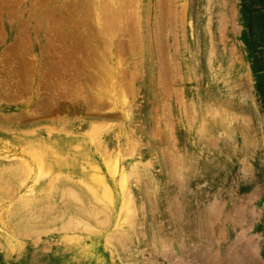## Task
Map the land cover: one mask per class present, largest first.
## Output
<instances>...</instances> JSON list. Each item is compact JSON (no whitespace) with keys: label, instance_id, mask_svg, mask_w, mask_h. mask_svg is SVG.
Masks as SVG:
<instances>
[{"label":"rangeland","instance_id":"rangeland-1","mask_svg":"<svg viewBox=\"0 0 264 264\" xmlns=\"http://www.w3.org/2000/svg\"><path fill=\"white\" fill-rule=\"evenodd\" d=\"M101 1L0 0V172L28 160L24 132L106 123L115 140L110 149L117 142L130 149L133 140L140 147L136 158L146 169L139 182L128 179L125 203L136 215L94 238L66 231L69 194L51 213L48 205L47 213L34 210L36 223L9 228L13 207L36 194L34 170L10 183L11 193L0 185V264H264V0ZM101 25L118 35L102 51L114 66L113 82L102 76L104 88L119 90L134 79L130 123L122 107L90 109L76 92L56 87L76 63L89 69L95 47L84 30ZM107 238L105 252L89 251L95 239Z\"/></svg>","mask_w":264,"mask_h":264},{"label":"bare ground","instance_id":"bare-ground-1","mask_svg":"<svg viewBox=\"0 0 264 264\" xmlns=\"http://www.w3.org/2000/svg\"><path fill=\"white\" fill-rule=\"evenodd\" d=\"M101 3H102V1H101ZM93 4H95V3H93ZM107 4L110 5V3H107ZM112 8H115V7L113 6ZM107 9H108V6L104 8V11L107 12ZM118 10H120V8H118ZM87 15H88V13H87ZM94 15H95V13H94ZM99 15H100V13H99ZM117 15L118 14H116L115 16H117ZM115 16H113V17H115ZM102 20H104L103 17H102ZM102 20H100V21L102 22ZM94 21H96V20H93V22ZM109 21L110 20L108 19V21L107 22L105 21V23H108ZM84 24H86V23H84ZM86 25H85V27H86ZM113 25H112V29H115V27L113 28ZM101 26H102L101 29H96V30H94V29L92 30V29H88V28H86V30H84L83 28L80 29L81 31L84 30L86 39H88V36L92 39L90 41L88 39L86 41L87 42L86 44L95 47L93 50V53H91L92 55H90L91 59L89 60V62L86 63L87 58L85 60L83 59L84 62L87 64V66H89V69H87L86 66H80V64L76 63L75 66L72 67L73 69L71 71L72 72L71 78L66 79L65 77H63L62 81H59L58 84L56 83L57 84L56 87L59 88L60 90H64L67 93L70 92L73 94V92L74 93L76 92V94L79 96L78 98H81V100L83 99L85 106L90 108V109L92 107H104V106L107 107V106H109V102H111V105L112 106L114 105L115 108L122 107L123 109H125L124 111L121 109L123 111L124 118L126 119L127 123H130L131 122L130 120H133V119L135 120V118H136L134 113H133V110L131 108V106H132L130 103L131 101H129V98H130L129 95L132 93V89H133V86H131V83L134 81V79L131 82H129L128 85H126V87H123L122 89H119V90H117V88L114 87V85H112V86L110 85L111 87L107 88L108 90L106 89V87L104 88L105 83L107 82L103 78L104 76L107 75L108 79H110L111 82L114 81L113 74H112L113 73L112 70H113L114 66L111 67L112 63L109 64L107 62V60H106V59H108L107 55L106 56H105V54H104V56H101V55L103 54V52L105 50H107V49L110 50L109 48H112V45H115V44H113L114 43L113 40L117 34L114 32L115 30L112 31L111 29H109V27L104 28L103 25H101ZM107 26H108V24H107ZM80 34L81 33H79V35ZM82 37L85 38L84 36H81V38ZM71 40H69V41H71ZM75 46H76V43H75ZM85 47H87V46H85ZM90 49H92V48L90 47ZM57 53L59 54V52H57ZM73 53H74V51H73ZM75 60L76 59H74V61ZM71 65H72V62H71ZM66 68H67V66H66ZM109 70H110V72H108ZM66 71H65V73H66ZM15 73H16V71H15ZM60 73H62V71ZM109 73H111V74L108 75ZM151 73H152V71H151ZM49 75H51V74H49ZM58 76H60V75H58ZM62 76H64V75H62ZM53 77H55V76H53ZM27 78H29V77H27ZM133 78H134V76H133ZM136 78H138V77H136ZM53 79H56V78H52V81H53ZM28 80H30V79H28ZM149 81H150V78L147 77V79H145V84L148 85V88L150 89V91L152 93H154V91L157 89L154 90L153 86L149 83ZM2 84H3V82H2ZM133 84H135V83H133ZM166 85H168V84H166ZM38 86H40V85H38ZM58 93L61 94V92H58ZM23 94H24V92H23ZM157 94H155V95H157ZM168 94H169V92H168ZM56 96H54V97H56ZM46 97H48V96H46ZM59 97L60 96H58V98ZM46 99H45V101H46ZM107 102H108V105H107ZM174 103H176V101ZM168 105H169V103H168ZM175 107H177V106L175 105ZM177 109H179V108H177ZM150 112H151V110H149V113ZM90 113H92V112L90 111ZM178 115H181L180 111H179ZM163 118L165 119V116ZM61 119H62V117H61ZM145 120H146V118H145ZM93 122H95V121L89 120V121H85L84 124H71V125H65L62 123L61 124H53V125L50 124L47 126L46 125L45 126L40 125L37 127L38 129L37 128H35L33 130L31 129L29 131L30 134H29V132H24L25 134L28 135L27 136L28 142L23 143L24 146H23V149L21 152L24 153V155L26 156V158L28 160L27 161L21 160V162H16V163L14 162V164H13L14 166L9 164L6 167L4 173H1L2 172L1 171L0 172V185L5 186V188L8 187L6 190L11 193V191L13 189L11 191L9 189L11 188L10 183H12L13 181L14 182H21V180L24 177L32 175L34 170L40 171V177H39V180H37L35 186L33 187L34 191L36 192L35 196H32L30 198H24V199L21 198V201L13 207L11 219L9 218V222L6 223L9 228L10 227H14V228H18V229L27 228L29 226V225H27V223L33 222L32 220H33L35 214L37 212L42 213L43 207H46L47 205H48V207H51L52 210H50L48 212V213H51V211H53V208H54V207L52 208L53 203H56L57 200L60 201L61 198H63L65 195L67 196L69 194H70L69 196L73 195L72 199L74 201L72 202V200H71V202H72L71 206L74 208L73 209L71 208L72 212H73V217L68 218V223L67 222L66 223L64 222V224L62 223V227L64 225L63 229L64 230L66 229V231L75 230V231H78L79 234L82 233L84 236L89 235V236H93V238H94V237L98 236V233H99V232H97L98 229L101 230V229L109 228L112 226H115V227L122 226L125 222H127V221L131 220V218L135 217L136 212H137V211H135V209H133L135 207L130 206L131 208H128L127 204H125V203H128L127 197L129 196L128 191H130V190H128L130 187L128 179L131 177L134 180H137V182H139L141 174H143V171L146 169L143 161L141 159L136 158L137 157L136 154L139 153L140 147H138V145L136 144L137 141L134 142V140H133L130 142V145H131L130 149H127L125 146L121 147L122 145L119 144L118 142L115 146H113L112 149H110L112 144L114 143L113 142L114 134H112V132L110 131L109 128L104 126V125H106V123L103 124V126H97V125L93 124ZM163 122H165V120ZM98 125H99V123H98ZM100 125H102V124H100ZM67 127H69V129H67ZM108 127H109V125H108ZM165 127H167V126H165ZM35 130H39V131H35ZM128 130H129V134H130L131 133L130 128ZM154 131L152 133H155ZM20 134H23V133H20ZM131 134L134 137L137 136L135 133H131ZM173 134H172V136H173ZM149 135H150V133H149ZM153 138H154V136H153ZM105 139H109V142H106ZM139 139H141V138H139ZM171 139H172V137H171ZM171 139H169V141ZM127 141H130V140H127ZM175 141L176 140L174 138V142ZM174 142H172V143L174 144ZM141 148H143V147H141ZM126 155H128V157L129 156H131V157L126 158L127 157ZM18 160H20V159H18ZM11 166H13V167L9 169V167H11ZM1 167H2V165H1ZM125 167H128V171L126 170ZM7 169H9V170H7ZM119 175H122V178L120 179V181H118ZM68 186L69 187L72 186V187H70V189H69ZM48 190L51 191V192H49L50 194H47ZM2 192H3V190H2ZM0 194H1V192H0ZM45 194H47V195H45ZM131 197H132V195H131ZM128 199H129V197H128ZM131 200L132 201H130V203L134 202L133 199H131ZM48 207H46V208H48ZM67 207H69V206L66 205L65 209H67ZM46 208L43 209V211L46 210ZM141 208L142 207H140V209ZM48 209H47V211H48ZM34 210L36 213H34ZM47 211H45L44 213H47ZM63 212H64V210H63ZM44 213H42V214H44ZM42 216L44 217L45 215H42ZM48 216H50V215H48ZM45 217H47V216H45ZM35 218H36V216H35ZM35 218H34V221L36 223L37 221L35 220ZM83 219H85L84 220L85 222L87 220V222L91 223V225L87 224V222L84 223L83 221H81ZM54 221H56V216H55ZM58 223H60L59 220H58ZM131 224H133V223L131 222ZM0 225H2V224L0 223ZM58 230H60V228ZM58 230H57V232H58ZM109 238L112 240L114 237L112 236ZM110 239H108V238L107 239H101V240L95 239V241L93 243L91 242L90 247H88L89 251H94L96 253V255L100 254L103 251L105 252L107 249V246H108L107 243H109ZM86 249H87V247H86Z\"/></svg>","mask_w":264,"mask_h":264}]
</instances>
